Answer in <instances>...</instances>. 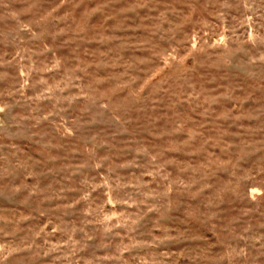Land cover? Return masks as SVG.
I'll use <instances>...</instances> for the list:
<instances>
[{"label":"rangeland","instance_id":"rangeland-1","mask_svg":"<svg viewBox=\"0 0 264 264\" xmlns=\"http://www.w3.org/2000/svg\"><path fill=\"white\" fill-rule=\"evenodd\" d=\"M0 264H264V0H0Z\"/></svg>","mask_w":264,"mask_h":264}]
</instances>
